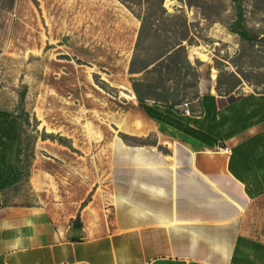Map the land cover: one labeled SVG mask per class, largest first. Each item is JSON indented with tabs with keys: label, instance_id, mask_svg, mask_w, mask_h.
Returning <instances> with one entry per match:
<instances>
[{
	"label": "rangeland",
	"instance_id": "obj_1",
	"mask_svg": "<svg viewBox=\"0 0 264 264\" xmlns=\"http://www.w3.org/2000/svg\"><path fill=\"white\" fill-rule=\"evenodd\" d=\"M137 4L14 0L9 9V0H0V109L13 111L26 85L25 111L32 124L36 120L30 134L38 137L29 181L13 201L41 208L60 230L77 216L88 236L110 230L114 148L120 141L128 147L157 142L151 133L129 134L151 125L137 107L127 73L139 28ZM163 5L191 24L187 51L193 64L199 61V81L212 75L222 94L234 74L240 80L235 96L264 94V45L251 46L230 33L229 5L215 23L179 0ZM243 7L247 28L264 35V0H243ZM44 134L65 138L66 145Z\"/></svg>",
	"mask_w": 264,
	"mask_h": 264
},
{
	"label": "crops",
	"instance_id": "obj_2",
	"mask_svg": "<svg viewBox=\"0 0 264 264\" xmlns=\"http://www.w3.org/2000/svg\"><path fill=\"white\" fill-rule=\"evenodd\" d=\"M212 77L178 106L176 127L160 132L139 108L152 123L129 134L157 142L114 148L110 230L88 236L80 217V231L60 230L41 208L0 207V264H264V94L229 101ZM15 135L0 127V168Z\"/></svg>",
	"mask_w": 264,
	"mask_h": 264
},
{
	"label": "trees",
	"instance_id": "obj_3",
	"mask_svg": "<svg viewBox=\"0 0 264 264\" xmlns=\"http://www.w3.org/2000/svg\"><path fill=\"white\" fill-rule=\"evenodd\" d=\"M179 2L189 11L199 14L206 22L213 23L221 21L222 14L229 5L234 16L227 25L230 33L251 46L264 45V35L250 31L246 26L243 0H179ZM13 4L14 0H9V9H12ZM137 7L138 13L135 14V8L126 6L139 22L127 73L130 76V87L137 107L144 111L160 132H163L165 125L176 127V121L173 122L172 117L176 118L179 114L178 106L188 103L184 100L198 98L199 61L196 60L193 64L188 58L187 46L191 45L192 41L191 24L181 11L168 13L163 0H138ZM229 78L233 81L227 84V88L220 95L229 96L231 101L234 99L233 90L239 85L240 80L234 74ZM26 90V85L20 86L13 111L0 110V127L16 131L14 139L11 140L14 142L12 162L9 166L0 168L4 179L0 182V207L22 206L14 202L12 196L19 193L22 186L28 183L30 167L35 158L34 147L38 137L31 136L30 132L33 130L30 129L34 128L36 120L34 119L32 124L25 111ZM216 91L219 92L217 87ZM44 136L66 145V139L63 137L52 134ZM81 228L78 216L72 222V229L80 231Z\"/></svg>",
	"mask_w": 264,
	"mask_h": 264
},
{
	"label": "built area",
	"instance_id": "obj_4",
	"mask_svg": "<svg viewBox=\"0 0 264 264\" xmlns=\"http://www.w3.org/2000/svg\"><path fill=\"white\" fill-rule=\"evenodd\" d=\"M185 106H186V104H185ZM223 151H224L225 153H229V152H230V150H229L228 148H224Z\"/></svg>",
	"mask_w": 264,
	"mask_h": 264
}]
</instances>
